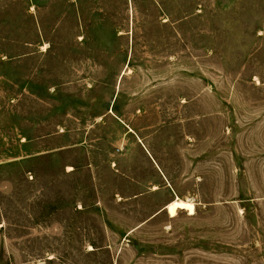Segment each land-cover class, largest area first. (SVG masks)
Instances as JSON below:
<instances>
[{
  "label": "rangeland",
  "instance_id": "rangeland-1",
  "mask_svg": "<svg viewBox=\"0 0 264 264\" xmlns=\"http://www.w3.org/2000/svg\"><path fill=\"white\" fill-rule=\"evenodd\" d=\"M0 264H264V0H0Z\"/></svg>",
  "mask_w": 264,
  "mask_h": 264
},
{
  "label": "bare ground",
  "instance_id": "bare-ground-1",
  "mask_svg": "<svg viewBox=\"0 0 264 264\" xmlns=\"http://www.w3.org/2000/svg\"><path fill=\"white\" fill-rule=\"evenodd\" d=\"M193 206L194 205H192V203L182 202L177 198L167 206V211H168L170 217H174V216H176L178 210L192 211Z\"/></svg>",
  "mask_w": 264,
  "mask_h": 264
},
{
  "label": "crops",
  "instance_id": "crops-1",
  "mask_svg": "<svg viewBox=\"0 0 264 264\" xmlns=\"http://www.w3.org/2000/svg\"><path fill=\"white\" fill-rule=\"evenodd\" d=\"M183 200H185V199H183ZM166 207V206H165ZM165 210V209H164Z\"/></svg>",
  "mask_w": 264,
  "mask_h": 264
}]
</instances>
